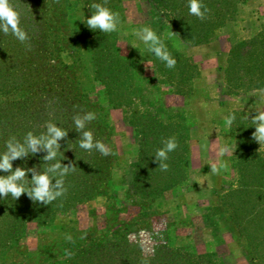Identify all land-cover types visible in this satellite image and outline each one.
<instances>
[{
  "label": "rangeland",
  "instance_id": "obj_1",
  "mask_svg": "<svg viewBox=\"0 0 264 264\" xmlns=\"http://www.w3.org/2000/svg\"><path fill=\"white\" fill-rule=\"evenodd\" d=\"M93 2L102 0H13L21 13V26L29 34L31 49L11 34L0 32V153L6 151L5 144L10 137L22 141L29 131L38 135L45 131V123L52 121L69 131L68 136L60 141L61 153L57 159H63L62 163L66 165L77 159L90 171H97L98 160L104 156L95 150L81 149L80 134L74 130L72 118L81 110L96 114L88 128L93 131L94 138L103 141L112 153L105 156L109 167L102 178L107 180V185L97 186L93 198L74 204L71 209L57 211L53 227L49 219L43 226L29 224L14 249L6 251L5 256L2 255L5 249H0V264H20L23 260L31 264H77L87 250L103 260L95 264H134L137 263L135 260L139 264L145 260L148 264L179 262L184 259L185 250L193 251L197 256L215 255L217 264H250L243 251L244 241L239 239L240 245L232 236L230 226H226V217L216 216L212 209L218 205L224 192L222 186L236 180L231 167L232 160L240 159L236 154L237 141L245 147L249 143L231 134L225 123L214 121L211 125L216 126L215 131L209 130L206 136L211 142V150L203 152L206 162L201 171L207 170L208 175L207 182H202L199 168L192 166L190 155L191 146L202 134L192 129L196 117L194 99L202 97V93L181 87L178 90L186 91L185 96L173 94L170 85L177 81L161 84L167 82V72L156 75L152 63L151 68L146 67L155 56L147 51L135 32L144 26L156 30L151 3L149 0H108L107 7L119 13L120 24L117 31L103 33L89 29L83 22L91 17L92 10L88 6ZM253 17L256 19L252 22L260 31L264 24V0H246L239 4L233 21L224 27ZM242 28L249 30V23L248 27ZM160 37L173 43L176 50L184 46L167 30ZM115 60L123 62L121 67L132 78L135 89L128 90V94L135 99L130 106L112 107L108 101L110 89L102 85L108 78L119 80L121 71ZM156 60L154 62L162 67V62ZM190 64L192 61L188 67ZM223 64L225 66L226 61ZM192 74L195 75V70ZM225 98L231 101L236 97ZM154 111L163 113V119L167 118L164 113L182 115L191 127L186 143L189 150L187 162L179 176L172 172L178 185L169 191H163L161 182L169 178L170 167L167 171L160 170L154 158L155 150L161 148L162 143L153 147L151 139L144 142L142 151L146 160L139 168L138 130L141 133L154 131L153 123L148 121L157 114H151ZM235 111L244 113L237 119L240 125L251 123V116L255 115L247 109ZM223 145L231 149L221 158L229 167L213 175L208 163L218 159L219 147ZM255 149L264 159V148L260 149L256 142ZM44 155L46 153L41 152L24 160L17 159L13 166L31 168L42 165ZM174 156L175 153H169L168 160ZM242 159L250 161V158ZM190 173H193L192 179H189ZM96 176V179L101 177ZM28 177L31 178V174ZM72 178L73 175L69 174V179ZM87 180L88 185L93 181L92 178ZM147 194L149 201H143ZM147 208L151 210L146 211ZM212 226L219 227L216 233ZM83 232L87 234L82 235ZM69 235L74 237L73 242L66 239ZM171 248L181 252L169 255ZM68 252L72 255L69 256ZM89 262L79 264H94Z\"/></svg>",
  "mask_w": 264,
  "mask_h": 264
},
{
  "label": "trees",
  "instance_id": "obj_2",
  "mask_svg": "<svg viewBox=\"0 0 264 264\" xmlns=\"http://www.w3.org/2000/svg\"><path fill=\"white\" fill-rule=\"evenodd\" d=\"M245 1L203 0V3L210 10L204 20L189 13L188 0H149V3L152 5V18L155 19L153 25L159 36H163L167 30L171 34L174 32L175 34L173 35L185 46H199L208 44L217 31L223 28L227 22L233 21L236 15V7ZM164 42L167 50L176 61L175 71L172 72L173 68H167L163 62L161 63L162 67H160L157 62H154V60L158 59L155 57L150 60L155 66L154 73L156 75H163L162 73L167 72V82H161V84L176 80V84L170 85L173 89L171 92L176 95L185 96L186 91H180L178 88L181 89V87H184L186 89V87H189L188 91L191 92V89H193V81L198 77L197 68L193 64H190L191 67H188V63H191V60L183 54H180L173 46V43L170 44L168 41ZM114 63L121 71L120 75H118L119 80L113 81L112 78H108L102 85L110 89L108 91V101L112 107L128 106L135 99L133 96L130 98L128 94L130 90L135 89L132 78L126 75L127 73L121 67L123 65L122 61L115 60ZM194 70L195 75L193 76L192 73ZM222 72L224 75V95L226 97H237L252 91L264 89V24L259 33L251 40L239 41L232 45L226 57V64L222 68ZM99 81L101 80L99 79ZM124 88L127 89L125 90ZM125 91L127 92L126 94ZM156 113L157 111H154L151 114L154 115ZM229 114H235L236 116L235 121L230 126L231 134L242 137L249 144L245 147V145L239 144L237 141L236 154L239 155L240 159L238 161L232 160L231 167L236 173V180L227 183L226 186H222L221 189L224 192L220 195L218 205L212 207V209L216 211V216L224 215L226 217V226H230V232L238 243L241 245L239 239L244 241L245 246L243 251L246 253L250 264H264V159L255 149L256 141L252 139V133L255 131V127L252 123L244 122L243 125L237 124V119L244 115L243 112L232 111ZM162 115L163 113H157L154 118L150 119L149 117L150 120L148 119V121L153 123L154 131L141 133V130H138L141 148L139 168L143 167L144 164L141 163H144L146 160L142 150L145 145L144 142L147 139H151V146L154 147L170 137H175L178 142V147L173 151L175 156L171 161H166L170 165L169 178L161 182L163 191H169L178 185L176 176H179L182 170L181 168H184L183 164L187 162L189 150L186 143L190 138L191 127L189 126V121L182 115L164 113L166 115L165 117H167L166 119H163ZM134 125L137 126L138 124ZM111 157L114 159V156ZM243 157L250 158V161L243 160ZM77 161L76 159V170L69 173L73 175V178L69 179V174L65 177V185L69 190H67L68 193L66 195L60 197L62 198L60 202H53L45 206L33 202L26 193L18 200H13L11 196L6 199L0 197V249H5L2 254L3 256L6 255V251L16 247L29 224L43 226L46 225L49 219V223L53 227V223L56 221L57 211H60V209L61 211L71 209L74 204H80L93 198L95 195L94 189L97 186L107 185V180H103V176L108 173L106 169L109 167L108 160L105 156L98 160L99 165L97 171H90V168L85 166L82 161L81 163ZM5 174L0 172V175ZM88 174L90 176H87ZM96 175H100L101 177L96 179ZM86 176L87 178L93 179L90 185L87 184L89 181ZM28 178L31 179L30 177ZM215 193L213 192V194ZM143 201H149V194H147V197ZM150 210V208L146 209V211ZM140 216H143V214ZM212 229L216 233L219 227L212 226ZM81 234L86 235L87 232ZM73 238L72 240H74ZM168 251L170 253L169 255H178V252H181L173 248ZM183 255V260L179 259V262L178 260H174L170 263H218L215 260L216 256L212 254L197 256L193 251L185 250ZM97 257V254H93L91 250H87L81 255L77 264L84 261H90L89 263L92 261L94 264L95 262L103 261ZM135 262L137 263L134 264H139L138 260H135ZM20 264L31 263L29 261L24 263L23 260Z\"/></svg>",
  "mask_w": 264,
  "mask_h": 264
},
{
  "label": "clouds",
  "instance_id": "obj_3",
  "mask_svg": "<svg viewBox=\"0 0 264 264\" xmlns=\"http://www.w3.org/2000/svg\"><path fill=\"white\" fill-rule=\"evenodd\" d=\"M107 4L108 0H102V2H93L88 6L92 10V15L83 22L89 29L100 30L103 33L118 30L119 13L112 11ZM188 8L191 15L201 20H204L210 11L203 0H188ZM21 25V13L13 0H0V32L5 35L11 34L22 44H26L30 50L29 34ZM135 35L146 45L147 51L163 62L167 68L175 67L176 61L167 50L164 40L150 26L136 30ZM146 67L151 68V61L146 63ZM261 96L264 98V90H261ZM254 110L256 114L250 119L255 127L252 139L259 143L261 149L264 148V109L256 107ZM95 119L94 112L83 110L73 116L74 130L80 134L79 147L87 152L95 150L103 156H109L112 154L110 148L103 141L95 139L93 131L88 128V125ZM235 119V114L226 116V126L230 127ZM44 128L45 131L38 135L32 131L27 132L22 141L15 136L6 141V151L0 153V172L6 173L0 175V197L6 199L11 196L13 200H18L26 193L33 202L47 206L67 192L65 177L76 170V165L73 162L63 164V159L58 160L57 157L61 153L60 141L68 136L69 131L52 121H47ZM162 144L163 146L155 152L154 158L159 165L158 168L167 171L169 165L166 161L169 153L176 150L178 142L175 137H170ZM230 151L228 145L219 147L218 159L208 163L211 165V174L218 175L221 170L228 169L227 161L221 158ZM41 152L46 153L42 157V165L31 168L23 166L14 168L13 162L17 159L24 160L29 155L36 156ZM29 174H31V179L28 178ZM66 239L72 241L70 235L66 236ZM67 254L72 255L71 252ZM143 264H148V261H143Z\"/></svg>",
  "mask_w": 264,
  "mask_h": 264
},
{
  "label": "crops",
  "instance_id": "obj_4",
  "mask_svg": "<svg viewBox=\"0 0 264 264\" xmlns=\"http://www.w3.org/2000/svg\"><path fill=\"white\" fill-rule=\"evenodd\" d=\"M252 19L254 20L256 17L249 18L244 22L238 20L231 26L221 28L216 38L208 44L199 46H185L183 44V47L177 49L180 54H183L192 61L198 71V77L193 81L192 86L194 90L202 93V97L194 99L196 117L192 129L202 134L191 146L190 155L192 166L194 165L199 168L198 173H200L202 182L205 183L207 182L208 171L201 170L206 162V160H203L206 156L203 152L206 149L208 151L211 150L209 146L211 142L206 137L210 133L209 130L215 131L214 127L216 126L211 124L214 121L224 124L225 117L228 116L230 111L247 109L249 112L256 114L254 108L260 107L264 109V98L261 96V90L249 92L231 101L226 100L223 93V63L226 61V57L233 44L240 40L252 38L258 33L259 29L254 25ZM248 23L250 29L244 31L242 27H248ZM219 56L222 58V63L219 61ZM224 101H228V103L225 104ZM192 177L193 173H190L189 179H192ZM190 197L193 200V196Z\"/></svg>",
  "mask_w": 264,
  "mask_h": 264
}]
</instances>
